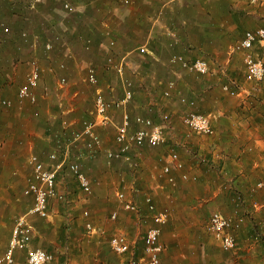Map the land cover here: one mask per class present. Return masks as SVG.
Wrapping results in <instances>:
<instances>
[{"label":"crops","instance_id":"crops-1","mask_svg":"<svg viewBox=\"0 0 264 264\" xmlns=\"http://www.w3.org/2000/svg\"><path fill=\"white\" fill-rule=\"evenodd\" d=\"M124 1L70 0L78 17L66 20L56 8L62 9L61 5L54 0H0V99H9L3 96L5 78L15 76L23 84L31 60H38L43 71L36 90V104L23 102L26 107L10 113L7 109L11 107L0 106V191L5 186V190H11V196H14V188L24 180L23 188L26 187L31 178L30 155L35 154L44 161L47 153L48 163L49 154L56 149V138L50 140L46 134L57 132L56 118L60 119L63 129L67 128V138L81 130L82 121L92 118L93 105L90 106L92 99L88 88L73 87L81 84L80 69L89 66L95 69L98 85L93 87L94 93L99 88L107 100L123 98V79L129 77L120 76L102 61L105 56L114 54L115 59H128L127 70H139L138 75L132 77L134 81L162 86L159 99L163 117L150 107L153 104L150 93L141 99L134 97L133 92L131 101L110 110V125L115 127L125 113L130 118L131 131L139 128L135 123L138 116L159 124L156 122L158 116L171 120L172 124V141L168 140L172 131H166L167 141L159 146L168 148L172 145L167 150V158L144 156L141 161L144 168L135 177L126 178L130 182L144 181L152 187L156 175L158 184L155 187H167L162 191L165 205L156 208L169 215L161 229L160 242L165 250L160 264H264V121L261 118L264 114V79L258 83L248 81L243 54L233 52L246 31L264 28V0H126L127 4ZM24 32L30 43L24 44ZM54 35H59L63 41L47 52L44 43ZM3 37L6 40H1ZM35 39L42 43L40 48L31 44L37 41ZM85 39L91 40L90 52L84 50ZM111 43L115 44L111 48L113 51L107 53L106 47ZM141 47L146 49L141 56L143 61L135 64L132 62L134 49L139 52ZM251 54L264 63V42L255 43ZM174 56H182L187 62L203 60L209 72L205 75L190 73L181 63L172 60ZM13 57L29 61L12 67L7 60ZM60 64L65 68L59 69ZM236 68L242 71L241 75L238 72L231 75L230 71ZM140 71L142 76H139ZM116 75L121 81V92ZM60 77L68 80L64 87L58 84ZM170 83L175 88L169 97H165L164 91ZM226 84H232L229 92L222 89ZM45 88L48 93L43 92ZM190 101L194 102L193 107L189 106ZM189 111L209 115L214 134L206 136L188 129L182 123V116ZM106 128L98 127L95 131L100 143L95 156L89 158L86 155L80 161L88 178L87 172L93 171L90 175L93 180L89 178L94 192L92 198H89L92 194L85 195L79 185L80 193L70 196L66 192L74 194L73 175L62 167L57 173L56 191L70 200L68 211L63 203L53 198L49 201L47 218L32 214L31 208L23 215L34 229L30 248L52 253L54 259L50 264H66L67 261L70 264H115L99 248L97 239L102 234L89 233L85 226L87 222L91 223L90 216L95 222L103 221L102 212L106 208L102 206V198L110 191L116 176L105 166L103 158L106 154L102 155L100 136ZM143 148L149 147L139 149ZM116 149L113 137V149L104 152ZM173 150L178 153L181 168L172 166L175 184L171 185L167 183L162 167ZM80 151L87 152L81 142L71 149V156ZM157 165L159 170L155 174ZM182 174L188 179H182ZM82 193L86 199H81ZM27 199L31 200L32 207V198ZM143 200V212L148 214ZM56 201L59 204L54 203ZM119 210L120 229L116 232L124 233L140 256L147 226L143 228L145 213L141 212L143 222L139 225V219L120 209V204ZM85 211L89 213L88 217L83 216ZM213 212L233 221L235 251L224 252L208 233L207 222ZM3 225L0 221V234ZM168 230L172 231L174 239L167 238ZM179 231H187V238L178 237ZM199 231L207 237H202ZM90 242L92 246L88 245ZM190 252L196 260L191 258ZM26 255L27 250L17 251L15 264H27ZM113 255L124 256L127 262L131 257V253Z\"/></svg>","mask_w":264,"mask_h":264},{"label":"built area","instance_id":"built-area-1","mask_svg":"<svg viewBox=\"0 0 264 264\" xmlns=\"http://www.w3.org/2000/svg\"><path fill=\"white\" fill-rule=\"evenodd\" d=\"M62 4L65 11H71L72 7L65 0H54ZM256 1V0H253ZM125 4L128 1H124ZM23 39H27V33L22 34ZM57 39V37H56ZM264 42V28L256 30H248L244 33L243 38L234 46L233 52L243 54V62L245 66V77L251 82H261L264 79V63L261 59L256 58L251 54V50L255 43ZM114 43H111L113 45ZM44 48L50 52L54 48L52 39L44 43ZM85 49H89L86 46ZM146 52L144 47L139 48V53ZM174 62L181 63V66L188 72L196 75H205L209 72L207 63L203 60L196 59L187 62L182 56H174ZM108 66L122 76L124 72L123 61L114 63L111 57L107 58ZM65 65L60 64L59 69H64ZM42 77V69L37 60L29 62V70L25 75L24 83L21 84L16 93V101L18 103L29 102L34 105L38 101L36 90L39 88ZM84 82L92 87H97L98 77L94 68L87 67L85 69ZM60 87L68 84L65 77L58 79ZM132 83L128 79H123L124 96L121 100H107L103 92L96 88L94 93L92 118L81 122V130L69 138L64 136L56 137L55 151L48 156V163H45L37 155L32 154L28 158V165L31 167V178L27 181L26 187L22 190V195L27 198H32V207L30 212L40 218H47L49 215V201L56 198L63 203L68 211L70 200L64 194H59L56 191L57 173L62 167H66L68 172L73 175L77 181L81 191L85 195L92 194V184L89 178L85 175L81 168V159L86 155L90 158L95 156L99 141L96 138L95 131L98 127H106L112 123L110 110L123 107L133 98ZM232 84H226L222 87L223 91L229 92ZM175 88L173 83L168 85L164 91V96L169 97L171 91ZM44 93H46L44 91ZM185 102V100H183ZM0 106L4 108L12 107V101L9 99H0ZM189 106L193 107L194 102L190 101ZM264 121V114L262 115ZM135 123L139 128L131 131V121L125 113L120 123L116 124L114 141L117 146L116 150H111L106 153V159L111 161H122L131 168H136L138 163L132 159L131 152L134 149L142 147L155 148L166 143L167 133L161 124H156L152 119L138 116L135 118ZM182 123L191 131L201 135H212L214 130L211 127L210 116L189 111L182 116ZM67 125V123H63ZM64 129H67L66 127ZM84 143L86 153L78 152L73 157L71 149L78 143ZM62 153L61 159L59 158ZM181 168L179 156L176 151H171L168 155L166 164L162 167V173L166 175L168 184L174 185L175 179L171 175L173 167ZM182 179H188L186 174H182ZM115 198L120 204V209L130 212L139 220V225L142 224V216L140 207L133 201L127 199L123 190L115 193ZM150 216V224L146 226L143 237V251L140 256H137L136 248L128 240L127 236L121 232L113 233L109 238V247L116 255H125L131 253L128 264H160L161 254L165 250V246L160 242L161 229L167 223L169 215L166 212L157 211L156 206L151 197H145ZM84 217H88L89 213L84 212ZM111 221L118 219V211H113L110 215ZM144 224V223H143ZM89 233H95L96 228L90 223L85 224ZM235 225L233 221L219 212H213L207 222L208 233L219 242L221 249L224 252H233L236 250V239L232 233V227ZM34 237V229L26 220L25 216H20L15 219L11 230V237L4 252L0 255V264H15V254L17 251L27 250V264H50L54 256L40 248H30L31 241Z\"/></svg>","mask_w":264,"mask_h":264},{"label":"rangeland","instance_id":"rangeland-1","mask_svg":"<svg viewBox=\"0 0 264 264\" xmlns=\"http://www.w3.org/2000/svg\"><path fill=\"white\" fill-rule=\"evenodd\" d=\"M65 2H68L71 5L72 10L67 12L63 8L61 9L59 7H56L58 10H60V13H61L62 17H64V19H66V20L74 19L75 17L77 18L78 17V11H76V9H74V7H73L72 3L70 2V0H65ZM57 3L60 4L61 7H63L60 2H57ZM247 20H249V18ZM5 37H3L1 40H6ZM56 37H57V39H56ZM48 39L49 40L52 39L54 41V44H57V43H60V42L62 43V41H63L62 37H60L59 35H54L52 38H48ZM35 40H37V39H35ZM41 41L45 42V39H41ZM23 42H24V44L30 43V40H29V38H27L26 40L24 39ZM84 43H85L84 44V50L86 52H90V49L92 47L91 40L90 39H85ZM31 44H33V45H35V47H39V48L42 45V43H40L39 39L37 41H34ZM114 45L115 44H113V45H111V44L109 45L108 44V46L106 47L107 53H109V51H113V50H111V48L114 47ZM86 46H89L88 50L85 49ZM142 55L143 54H140L138 52V50H136V48H135L134 49V55H133L134 57L132 59V62L135 63V64H138L140 61H143V59L141 57ZM109 57H111V59L113 60L114 63H119L120 61H122L120 58L119 59H115L114 54H113V56L110 55ZM107 58H108V56H105L104 60H102L103 62H105L106 65H108L107 64ZM27 61H29V60H26V59L25 60H21L20 58L15 59V57H13V59L9 58L7 60L9 66H12V67L13 66H17V65H25V63H27ZM127 61H128L127 58L124 59V61H123L124 62L123 77L124 78H128L129 77L128 79H131V82L133 83L132 88H133V92H134V97H138V98L142 99L145 96L148 97V95L150 93L152 95L151 98H152V103H153V104H151L150 107H152V109L154 111H156L157 114L162 115V110L160 108L161 100L159 99V95L161 93H163L162 86H159V85H154V86L146 85L145 83L142 84V83H140L138 81H134L132 79V77L133 76H137L138 75L137 72L139 70L138 69H136V70H133V69L127 70L128 68L125 65V63ZM37 62L39 63V65L41 67L40 62L38 60H37ZM41 69H42V67H41ZM161 72L166 74V72H164V71H161ZM230 72H231V75H232V73H236L237 74V72L240 75L242 73V71L238 70V68H236L235 70L230 71ZM139 73H140L139 76L140 75L142 76L141 71ZM80 74H81V78H82V81H80L81 84L78 85V83H77L73 87H78V86L81 87L82 86L84 88H88L87 92H89L90 99L93 100L94 88L92 86L88 85L86 82H84V78H85V68L84 67L82 69H80ZM5 79H6V83L4 84L3 96H5L6 98L11 99V101H12V107H11V109H7V113H10V111H14V110H20L24 106L26 107L27 104L25 105V103H18L15 100L17 90H18V88H19V86L21 84L20 78H16L15 76H11L10 78H5ZM117 85H118L119 90L121 92L122 86H121L120 78L118 76H117ZM54 87H56V85ZM217 90L220 93H222L220 91L219 86H217ZM44 91L47 92V93L49 92V90L47 88H45V90H43V92ZM92 100L90 102L91 103V105H90L91 107L93 105V101ZM226 103H227V100H226ZM29 106H31V105H29ZM150 107H147V108L149 109ZM147 108L144 109V110L146 111ZM182 111H183V109H182ZM180 112H181V110H180ZM162 117H163V115H162ZM211 119H212V116H211ZM54 121L56 122V126H57V129H58L57 132H55V133H51V132L47 133L46 136L49 135L50 136L49 139L53 140V139L56 138V136L57 137H59V136L62 137L63 135H65L64 138L66 139L67 136H66L65 133H67V132H66L65 129H63L61 127L60 119L56 118ZM156 122L161 124L165 128L166 131H168V132L172 131L171 120L169 121V120H166V119H163V118L161 119V118H159L157 116V121ZM114 132H115L114 126H112V125L107 126V128L104 129L103 132H101L102 135L100 137H101V139L103 141L102 148H103L104 151L108 150V149H113ZM171 133L169 134V139H168L169 141H172V139L170 137L173 136V131ZM169 145H170V143H169ZM171 147H172V145L170 147H168V148H164V147H160V148L159 147H157V148H143V149H137V150L133 151L132 157L138 163V167L136 169L129 168L126 163H122L120 161L108 162L105 157L103 158L105 166L109 167L110 169H112L113 170L112 174L115 173L116 176H115V179H114V184L112 185L110 191L108 192V194L105 197L102 198V206H103V208L104 207L106 208V210L102 212V215H104L103 221L95 222L94 219H92V216H90L91 217L90 221L94 225V227L96 228V231L98 233L102 234L97 239L98 241L97 240L96 241L99 242L98 245H99V248L101 249L103 255L107 259L113 261V263H115V264H117V263H119V264H128V262H127V260H125L124 256L117 257V256L113 255V253L111 252L110 247H109V237L114 232H116L117 230L120 229V221L119 220H117L115 222L110 220L111 212L115 211V210H119V203L117 202V200L115 198V192H117V190H123L124 189L127 192V195H129L128 197L133 202L137 203V205L140 207L141 212H143L144 209H145L144 204H143V202H144L143 199H145V196H147V195L152 197V200L154 201L156 208L157 209H161L163 207V205H165V199H164V196L162 194V191H165L167 187L166 188L164 187V189H159V188L155 187V184H158V177L156 175H155V177L157 178V179L155 178L156 183H154L152 185V187L149 184H147L146 182H144V181H138V180L135 181L134 180V181L130 182V181H127L126 178H130L131 176L135 177V175H137V172L141 171L144 168V166L141 165V161L143 160L144 156L151 157V158H153V157L159 158L161 156L162 158L163 157L167 158V150H169ZM104 151H102V155L103 156H105V154H106V152H104ZM102 155H100V156H102ZM46 157H47V153H45V155H44V159H45L44 162L46 161L45 163H47ZM159 165L156 166L157 167L156 168L157 171L155 172V174L159 170ZM92 173H93V171L87 172V175L89 176V178H90V175H92ZM26 174H28V172ZM0 175L2 176V173H0ZM90 179H91V181L93 180L92 178H90ZM121 179H123L122 182H121ZM71 181H72V187L74 188V190H73L74 194H72L71 191L66 190V192H69L70 196L76 195V194L81 192L80 189L78 188V184H77V182H76L74 177L71 178ZM24 184H25V180L21 181V182H19L17 184V188H14L15 191H16L14 193V196H11V192H10L11 190H8V191L5 190L6 189L5 186H3V189L0 191V221L4 224L2 226V230H1L2 232L0 234V255L6 249V246H7L8 240H9V234H11V230H12V227L14 225L15 219L20 217V216H23L24 213L27 212L31 208V200H29L27 198H24L21 195V189L23 188ZM93 195H94V192L92 193L91 196H89V198L91 199ZM84 196L85 195L82 193L81 194V199H86ZM72 198H70V199H72ZM54 203L59 204V202H57V201L54 202ZM72 205H74V202H73ZM121 212L122 211L119 210V213H121ZM143 213H145V212H143ZM150 216H151V214L145 213L144 220L146 222L143 224V228H145L144 227L145 225H149L150 224ZM171 232H172L171 230H168L167 238L172 240L174 238L172 237ZM179 232L180 233H179L178 237L187 238V234H186L187 231H179ZM199 233L203 237L204 234L201 231H199ZM138 236H141V233ZM205 236L206 235H204V237ZM208 238H209V236H208ZM88 245L92 246L93 244H92V242H90ZM215 254H217L218 258L220 257L218 251H216ZM190 256H191V258L193 260L194 259L196 260L194 254L192 252H190ZM121 258H123L124 260H122ZM66 264H70V262L67 261Z\"/></svg>","mask_w":264,"mask_h":264}]
</instances>
